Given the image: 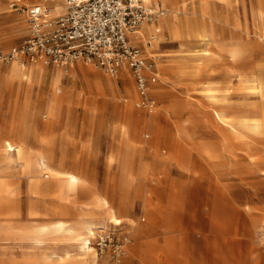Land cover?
Segmentation results:
<instances>
[{"label":"rangeland","instance_id":"rangeland-1","mask_svg":"<svg viewBox=\"0 0 264 264\" xmlns=\"http://www.w3.org/2000/svg\"><path fill=\"white\" fill-rule=\"evenodd\" d=\"M159 1L179 24L171 37L159 27L158 41L136 40L156 66L152 110L135 105L128 76L91 61L67 70L0 63V138L22 140L30 151L25 160L0 149V264L76 258L82 237L96 264H264V0ZM27 30L23 13L0 0V49ZM13 63L22 72L46 68L35 82L60 70L48 93L66 99L51 107L36 85L19 90ZM97 82L104 92L112 82L115 95L88 109L84 98ZM47 157L55 169L78 171L80 181L60 187L50 170L39 172ZM102 231L123 240L118 255L96 246Z\"/></svg>","mask_w":264,"mask_h":264},{"label":"built area","instance_id":"built-area-1","mask_svg":"<svg viewBox=\"0 0 264 264\" xmlns=\"http://www.w3.org/2000/svg\"><path fill=\"white\" fill-rule=\"evenodd\" d=\"M57 1L61 7L54 12ZM10 6L23 13L28 30L21 41L0 49V63L40 61L67 70L85 60L114 76L129 69L138 93L135 105L148 110L156 107L151 94L158 77L155 62L131 35L143 22L163 14L159 0H36L30 4L10 0ZM98 237V248L108 246L112 255L121 252L123 240L114 239L109 231L99 232Z\"/></svg>","mask_w":264,"mask_h":264},{"label":"bare ground","instance_id":"bare-ground-1","mask_svg":"<svg viewBox=\"0 0 264 264\" xmlns=\"http://www.w3.org/2000/svg\"><path fill=\"white\" fill-rule=\"evenodd\" d=\"M60 7H61V2L60 1L55 2L53 11L54 12L58 11ZM168 13H169L168 11L164 10L163 14L159 16L160 24L156 25L155 23H151L152 26L149 28L147 27L145 29H142V28L139 29L141 27L140 26L138 28L139 30L136 33L137 39L145 41L147 35H150L151 37L155 38L156 41H158L159 40L157 37L158 31L156 30V27H160L161 34L163 37H166V36L171 37L169 33H171L174 30V28L179 24L178 23L179 21L177 19L178 17H176L175 14L171 15ZM144 23L146 22H143L141 25H143ZM194 32L197 35H202L196 29H194ZM36 62H40V61H36ZM9 69H10V74L12 76H18L17 74H20V80H19V85H18L19 90L24 87H28L31 90L34 88V85H36L37 86V97L44 103L49 100V104L51 107L53 104L60 103L66 99L67 97L66 95L61 96L53 92H51V94L48 93V90H52V85L58 82L60 79H62V72L60 70H54L51 73L50 81L47 83L45 80L44 81L38 80L37 82H35L34 80L35 77L43 78L42 75L47 71V69L41 65L29 66L27 69L28 70L27 72H22V64L13 63V65ZM128 84L129 82L124 81L123 86H128ZM107 85L109 88L107 89V92L106 91L104 92L103 87L98 82L95 83V85L93 84V86L90 87L91 94L87 98H84L86 101V105L88 106V109L94 104L95 101H100L101 103H105L111 96L115 95V88L112 82H108ZM56 89L57 91L60 90L57 87ZM209 94L212 95L210 91H209ZM43 109L44 107L39 108V110H37V115L39 116V118H43V116L46 117L47 115L46 113L43 112ZM251 120L254 122H259L257 118H251ZM37 139H40V138L38 137ZM0 149L2 150L4 156H9L12 153H14L17 159H25V160H27V157L30 152L26 142L22 140L13 141L10 137L0 138ZM49 161H50L49 157H47L46 159L44 158L40 159L38 163L39 172L43 173V169L50 170L52 178L56 179L60 187H62L63 185H67V186L74 185L78 183V181H80L81 175L78 171L55 169L50 166ZM105 206H107V211L109 213L108 218H110V220H113L116 223L120 222V219L117 217L112 207L108 206V204H105ZM61 222L62 221H60V223ZM88 230L90 234L94 233L92 228L88 227ZM89 243H90V240L88 237H82L79 242L80 247L82 248L83 253H84L82 256H79L76 258H70L68 253H66L65 256L58 255L57 258L54 259L53 264H75V261L79 259H82V261H85L86 264H96V260H95L96 252L91 251L92 247L89 245Z\"/></svg>","mask_w":264,"mask_h":264},{"label":"crops","instance_id":"crops-1","mask_svg":"<svg viewBox=\"0 0 264 264\" xmlns=\"http://www.w3.org/2000/svg\"><path fill=\"white\" fill-rule=\"evenodd\" d=\"M148 1V0H147ZM57 2H59V1H57ZM148 2H150V1H148ZM164 6V5H163ZM164 10L165 11H167V9H166V7L164 6ZM158 19H159V17H158ZM160 20V19H159ZM17 21L21 24V26L23 25L22 23H23V21L22 20H20V19H17ZM146 23H148V22H146ZM150 23H155V21H153V22H150ZM156 25H157V23H155ZM141 26V25H140ZM139 26V27H140ZM138 27V28H139ZM158 29H159V27H156V30L158 31ZM138 30V29H137ZM136 33H137V31L135 32V33H133L132 35H131V40L135 43V44H137L136 42V40H137V36H136ZM148 36H150V35H147V37ZM145 54V53H144ZM149 58V57H148ZM151 59V58H150ZM1 70V69H0ZM116 77L117 76H119L120 78H123V79H125L126 77L125 76H128L131 80H132V82L134 83V78H133V76H132V74H131V72H130V70L129 69H121L120 71H119V73L117 74V75H115ZM125 82H126V80H125ZM124 83V82H123ZM123 86V85H122Z\"/></svg>","mask_w":264,"mask_h":264}]
</instances>
